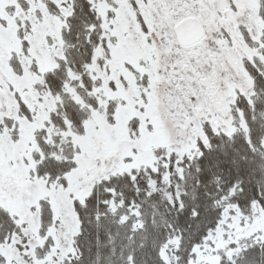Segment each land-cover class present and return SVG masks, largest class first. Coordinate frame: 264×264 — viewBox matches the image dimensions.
Segmentation results:
<instances>
[{"label":"snow or ice","instance_id":"obj_1","mask_svg":"<svg viewBox=\"0 0 264 264\" xmlns=\"http://www.w3.org/2000/svg\"><path fill=\"white\" fill-rule=\"evenodd\" d=\"M0 264H264V0H0Z\"/></svg>","mask_w":264,"mask_h":264}]
</instances>
